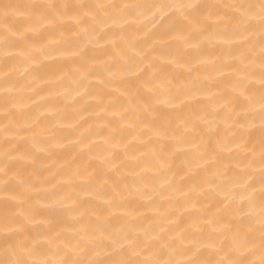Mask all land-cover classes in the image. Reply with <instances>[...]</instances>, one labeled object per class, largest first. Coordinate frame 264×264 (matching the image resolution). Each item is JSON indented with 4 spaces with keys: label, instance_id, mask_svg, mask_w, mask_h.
Here are the masks:
<instances>
[{
    "label": "bare ground",
    "instance_id": "obj_1",
    "mask_svg": "<svg viewBox=\"0 0 264 264\" xmlns=\"http://www.w3.org/2000/svg\"><path fill=\"white\" fill-rule=\"evenodd\" d=\"M0 264H264V0H0Z\"/></svg>",
    "mask_w": 264,
    "mask_h": 264
}]
</instances>
